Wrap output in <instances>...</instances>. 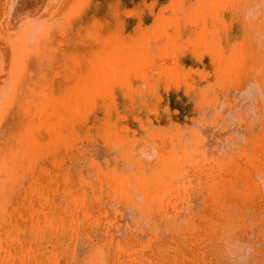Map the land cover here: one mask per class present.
Returning a JSON list of instances; mask_svg holds the SVG:
<instances>
[{
	"label": "bare ground",
	"instance_id": "bare-ground-1",
	"mask_svg": "<svg viewBox=\"0 0 264 264\" xmlns=\"http://www.w3.org/2000/svg\"><path fill=\"white\" fill-rule=\"evenodd\" d=\"M215 1L0 0V264H193L183 247L196 244L195 228H210L227 264H236L243 246L233 249L237 242L210 220L228 223L216 215L225 194L245 201L264 225V191L242 163L264 156V49L256 76L262 91L249 106L260 133L222 145L226 132L230 141L250 127L245 101L226 85L233 82L229 52L253 29L264 32V0H238L233 10ZM170 16L178 32L174 61L203 84L195 92L177 89L155 62L171 54ZM188 18L194 23L186 26ZM205 37L207 51L195 46ZM207 88L221 106L240 109L236 126L224 110L217 119ZM74 108L83 110L81 120L72 119ZM194 147L205 166L196 165ZM21 154L24 169L8 179L4 171ZM225 169L246 180L244 195L224 186ZM258 251L252 263L264 264Z\"/></svg>",
	"mask_w": 264,
	"mask_h": 264
},
{
	"label": "rangeland",
	"instance_id": "rangeland-1",
	"mask_svg": "<svg viewBox=\"0 0 264 264\" xmlns=\"http://www.w3.org/2000/svg\"><path fill=\"white\" fill-rule=\"evenodd\" d=\"M245 1L248 2V0H245ZM237 2H238V0H216L214 5L218 9H225L226 6H228L229 9L233 10L235 8V6L237 5ZM180 12L184 13V9L181 8ZM253 12H255L254 9L251 10V13H253ZM34 13H35V11H34ZM36 13H40V12H36ZM193 21H194L193 19L188 18L187 20L184 21V25L187 26L188 24H193L194 23ZM166 30L168 32L167 41H168L169 47H170L168 52H170L171 54L169 56L167 53L162 52L161 55L156 58L155 62L158 63L160 67H162L166 70L169 78L172 79L175 82V84L177 85V89L182 88V87H186L188 89L187 91L195 92V90H196L195 86L196 85H199V88L200 87L203 88L202 87L203 84L198 79H196L193 75L187 74L185 72L184 68L181 66H178L174 61V58L176 57L177 52H178L177 51L178 50V44H177V42H175V36H178V32H177V27H176V21H175L173 16H170L168 18V20L166 22ZM32 35L33 34L28 36V34H27V36L31 37V38H32ZM57 36H58V34L56 33L54 38L56 39ZM28 40L30 41L31 39L28 38ZM263 42H264L263 30L261 28H255L252 30V35L250 37H248V38L241 37L240 38L237 50L233 47L230 48V50H231V52H229V55H231L230 69H228L227 73H228L229 77L231 78V80H233V82H231V83L226 82V85L235 91V93L238 95V98H242L245 101L244 103L243 102H239V103L240 104L243 103L241 105H243V107H244L245 115L248 113L251 116H249V115L246 116L247 118L249 116L248 119L250 122V127L248 130L241 132L238 129H236L233 133L234 137L230 141H227V140L231 136V134L229 135V133H227V132L225 133V135L226 134L229 135V136L227 135L228 138H227V136L224 137L222 135L224 137V138L222 137V139H223L222 145L225 148L235 147V145H237L238 143L243 142V138L245 137V135L252 133L253 131L257 132V130H258L259 131L258 133H260L261 128L259 127V129H258L257 126L253 125L254 121L256 119L258 120V116L254 112L252 113V111H249V109H250V107L253 108V105H254L253 99H255L257 94L260 91H262L260 82H259V80H257L256 76L259 75V73H260V67L258 64V60L260 58V55H259L260 49H264ZM26 46L29 49L30 45L28 43L26 44ZM195 46H201L204 51H207L209 48V43L205 37V38H203L201 43L196 42ZM189 47L192 48L193 45L190 44ZM179 51L183 52L182 50H179ZM30 58L31 57H29V59ZM143 59H144L145 63H147L149 60L146 56ZM32 62H33V60H30L29 64L31 65ZM133 63H135L136 67L139 66L137 61H134ZM10 71H8V73ZM118 72L120 74L124 73L123 78H125L127 75V70L126 71L125 70H119ZM7 76H9V75H7ZM8 79H9V77L6 80V83H10L8 81ZM245 79H246V82L248 81V87L246 84V88H245L247 91L244 89L246 91V95H245V91L242 89L243 81ZM5 88L6 89L9 88L8 84H6ZM5 88L1 87L2 93L5 90ZM205 93L207 94L209 99L212 101V103L214 105H216L218 108H220V110L217 111V119L219 118L220 122H221V120L225 119L224 118L225 115H222V111L224 110V114H226V118L228 117V120L227 119L226 120L228 122L232 121L231 124L232 125L235 124V126H236L237 121L235 122V119L236 120L240 119V115H241L240 109H237L236 112H233V106H232V103H230V102H227L226 104L221 106L218 98L215 97V95H213L211 88H207L205 90ZM223 93H221V96H223ZM235 93H234V95H236ZM249 95H250V97H249ZM247 96H248V99H247ZM249 98L251 99V101ZM246 111H247V113H246ZM71 116H72V119L75 121L81 120L84 117L83 110L79 109V108H77V109L74 108ZM234 117H236V118H234ZM219 121L216 120L215 123H219V125H220ZM238 123L240 124V120L238 121ZM194 124L197 125L198 124L197 121H195L193 123V125ZM221 126H222V124L220 125V127L219 126L218 127L221 128ZM216 129H217V127H216ZM223 132H224V130L221 131L222 134H223ZM210 134H211V132H210ZM220 137L221 136H219V139L222 140ZM171 140H172L171 136L164 135V139H163L164 142L172 143ZM226 142H227V144H226ZM53 144H57V146H59L60 138L57 137ZM136 147L142 148L141 145H136ZM142 149L146 152L145 148H142ZM192 149H193L192 154L195 155L197 158H199L195 161L196 165L200 164L201 166H205V163L208 162L206 160V158L202 157L199 154L198 148L194 147ZM172 150L174 151V149H172ZM249 150H252V148L250 147ZM24 156L25 155L21 154V157L17 160V164L15 165V167L13 169L7 168L4 171V173L8 179L13 178V176H15V175L21 174L22 170L24 169V165H25L24 164ZM242 163H243V167L249 171L250 182H253L254 180L258 181L259 185L261 186L262 190L264 191V156L259 154V156L255 160H249V161H247L246 158H243ZM257 163H259L258 166H257ZM209 166H211V165H208V167ZM216 169L219 170V167H216ZM221 181L226 188L233 187L234 191H235V195H244V193L246 191V189L244 187L246 180L243 177H240V176L234 174L233 172H230L229 170L225 169V171L223 172V174L221 176ZM215 192L216 191H214V193ZM200 193H201V191H200ZM200 204H201V201L199 202L198 205H200ZM218 204H219V208H218L219 212L218 211L217 212L219 213V215H218V213H216V215L218 217L224 216L228 220V223H224L223 220H221V219L218 221H214V219L211 218L210 227H217L222 234V238L227 239V241L232 242V240H233V243L237 242V244L235 243L236 245H233L234 246L233 249L235 248V246L237 248L239 243H240L241 247L243 246L241 249L239 246L241 253H240V251H238V253L236 252L238 255L240 253L238 258L234 257L235 259H237L236 264H253L252 263V257H254L257 254L256 253L258 251L257 249H259L258 255L261 254V252H260L261 247L264 250V243L263 242L261 243L260 239H259L261 236V233H259V231L264 230V225L261 224V220H260L261 216H258L253 212L250 213L246 207H243L245 205V201H238L236 198H233L229 195L224 194V195L219 196L218 197ZM129 216H131V214H129ZM158 221H159V218L157 216V218H155V220H154V223H158ZM170 222L171 221H169V223ZM242 223H244V225H241ZM181 225H182V222L179 221V227H181ZM154 229L156 230V228H154ZM194 230H196V233H195V237H194L193 242H195L196 244L195 245L189 244V246L186 244L183 247V250H184L183 255L186 256V250H187V252H188L187 255H189V257H191L194 261L193 264H227V262H229V260L226 261V258L221 254V250H219L218 246H216L214 244V241L211 239V235H213L214 232L210 228H209V230L206 229L203 231H200L197 228H195ZM169 235H171V234H169ZM238 236H240V237H238ZM236 238H237V240H238V238H241V239H239L238 240L239 242H238L236 240ZM243 238L246 240L248 239V240L243 241ZM243 242L245 243V245ZM246 243H247V245H246ZM250 245L253 246L252 247L253 249L257 248L256 250L254 249L255 255H253L254 254V253H252L253 249L250 248ZM256 246H258L259 248ZM259 252H260V254H259ZM246 253H248V254H246ZM237 254H235V255H237ZM258 255H257V257H258ZM230 262H232V260ZM232 263H235L234 260Z\"/></svg>",
	"mask_w": 264,
	"mask_h": 264
}]
</instances>
